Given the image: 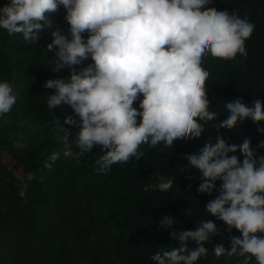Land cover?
Returning <instances> with one entry per match:
<instances>
[{"label": "clouds", "instance_id": "clouds-1", "mask_svg": "<svg viewBox=\"0 0 264 264\" xmlns=\"http://www.w3.org/2000/svg\"><path fill=\"white\" fill-rule=\"evenodd\" d=\"M215 4V0H6L0 6V30L9 36L20 34L28 43L50 34L46 49L52 54L51 70L70 72L44 84L54 90L47 97L49 111L69 106L74 113L51 121L62 134L63 150L51 152L45 168L51 170L61 155L79 163L99 146L102 155L95 161L96 171L106 174L115 164L133 157L140 160L142 145L162 153L174 151L178 142L210 132L213 122L215 142L209 138L183 159L188 171L200 173L196 191L214 197L204 205V213L226 227L200 219L194 229L176 231L178 220L168 217L160 231L170 230L175 246L162 248L151 264H198L209 255L207 244L214 245L212 254L217 258L264 264V154L260 153L264 141L256 147L250 138L231 143L220 132L251 120L264 134V100L250 105L233 98L223 104L227 115L220 120L221 111L209 99L212 74L205 67L209 57L225 61L238 54L247 57L246 42L255 25L247 14L242 18L236 11L211 10ZM61 6L67 32L60 27L53 30L51 16ZM46 28L51 29L41 35ZM16 103L11 82L0 80V118ZM65 125L79 131L73 137ZM34 179L31 172L24 177L21 198H26ZM159 184L153 190L164 195L177 186L174 179L163 177ZM233 230L240 235L223 239ZM217 237L220 242H215Z\"/></svg>", "mask_w": 264, "mask_h": 264}, {"label": "trees", "instance_id": "trees-1", "mask_svg": "<svg viewBox=\"0 0 264 264\" xmlns=\"http://www.w3.org/2000/svg\"><path fill=\"white\" fill-rule=\"evenodd\" d=\"M5 2L0 0V6ZM215 3L211 10L236 11L242 18L247 14L255 25L246 42L247 57L238 54L231 61L206 60L205 67L212 74L209 99L223 120L227 115L223 104L233 98L250 105L256 99L264 100V0ZM65 15L62 6L52 14L53 30L60 27L67 32ZM50 40L49 34L28 43L20 34L9 36L0 30V80L10 81L17 95L13 110L0 118V264H151L162 248L175 246L170 230L160 231L168 217L178 220L176 231L192 230L200 219H211L224 229L222 221L204 213V205L214 197L196 191L200 173L188 171L183 159L209 138L215 142L213 122L208 125L210 132L178 142L174 151L162 153L142 145L140 160L133 157L115 164L106 174L96 171L95 161L102 155L99 146L79 163L61 155L51 170L44 167L51 152L63 150L62 134L54 130L51 121L57 116L61 121L64 115L74 116L69 106L48 110L47 97L54 90L46 89L45 82L70 74L68 69L60 73L51 70L52 54L46 49ZM65 127L73 137L79 131L78 127ZM220 132L226 140L230 137L231 143L250 138L256 147L264 141V134L251 120L236 130ZM260 153L264 154V149ZM29 172L35 179L29 182L26 198H21L19 191ZM161 177L176 181L173 193L153 190L159 188ZM189 210L190 216L186 215ZM230 235L240 233L225 232L223 239ZM221 239L217 237L215 242ZM206 247L209 255L198 264H238L236 258L215 257L214 245Z\"/></svg>", "mask_w": 264, "mask_h": 264}, {"label": "rangeland", "instance_id": "rangeland-1", "mask_svg": "<svg viewBox=\"0 0 264 264\" xmlns=\"http://www.w3.org/2000/svg\"><path fill=\"white\" fill-rule=\"evenodd\" d=\"M50 29H51V28H50ZM50 29L46 28V29L41 33V35L44 34V33H47ZM252 264H255V262L252 263Z\"/></svg>", "mask_w": 264, "mask_h": 264}]
</instances>
